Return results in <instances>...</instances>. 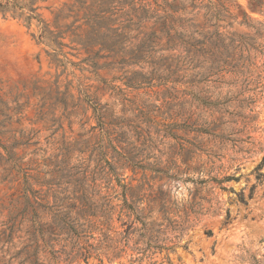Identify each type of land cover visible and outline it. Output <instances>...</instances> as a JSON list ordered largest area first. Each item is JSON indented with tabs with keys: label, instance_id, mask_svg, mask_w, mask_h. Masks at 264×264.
<instances>
[{
	"label": "rangeland",
	"instance_id": "obj_1",
	"mask_svg": "<svg viewBox=\"0 0 264 264\" xmlns=\"http://www.w3.org/2000/svg\"><path fill=\"white\" fill-rule=\"evenodd\" d=\"M169 2L181 9L177 16L182 20L177 24L182 35L172 42L165 35L160 41L151 38L153 23L139 10L151 0L41 1L42 22L0 14V264L9 246L5 224L25 207V196L46 193L54 201L95 184L103 194L108 183L120 193L118 180H136L132 184L137 186L145 178L166 179L159 171L175 174L174 168L187 161L182 148L196 143L198 130L223 117L248 115L250 109L257 116L248 130L251 153L230 163L229 150L223 162L241 180L227 185L235 193L217 191L223 211L231 210L229 225H223L221 214L206 216L180 240L167 243L174 246L170 251L141 261L130 251L118 260L101 256L79 264H264V183L254 172L264 158V72L261 83L241 96V84L181 79L182 44L194 24L205 23L206 10L194 9L200 0ZM208 3L232 6L239 21L245 12L250 25H264L253 0H204ZM98 15L105 19L94 21ZM219 25L225 34L255 33L228 17ZM45 27L53 36L40 40ZM258 42L264 43V37ZM252 96L255 104H240ZM199 97L217 103L220 111ZM223 128L230 133L227 125ZM191 188L176 180L163 183L164 193L178 202L189 199ZM241 192L248 205L238 202ZM18 236H13L17 247L10 254L19 249Z\"/></svg>",
	"mask_w": 264,
	"mask_h": 264
},
{
	"label": "trees",
	"instance_id": "obj_2",
	"mask_svg": "<svg viewBox=\"0 0 264 264\" xmlns=\"http://www.w3.org/2000/svg\"><path fill=\"white\" fill-rule=\"evenodd\" d=\"M24 1L0 0V14L11 15L27 23L33 20L42 22L37 5L46 0ZM162 1L151 0L139 10L146 21L153 23L150 36L154 41H160L165 35L172 42L181 34L177 28L182 21L177 16L181 9L169 0ZM253 2L256 3L255 9L264 14L262 0ZM193 7L206 10L205 23L202 26L194 24L195 30L182 44L185 55L179 63L185 72L181 79L212 86L241 84L244 88L239 95L250 93V86L259 85L264 72V43L258 42L264 37V25L260 23L261 28L250 25L251 19L245 12L242 13V21H239V16L232 13V6L225 4H204V0H200V5ZM227 17L240 26L253 29L254 35H238L230 31L221 33L219 29L224 26L219 23ZM93 18L99 21L105 16ZM52 34L45 27L40 40ZM58 46L63 44L58 43ZM199 100L202 103L206 101L214 111H220L216 110L217 103L207 102L201 97ZM255 102V96H252L240 104L250 106ZM256 121L257 116L250 109L248 115L233 114L228 121L223 117L201 128L196 143L190 149L182 148V156L186 155L187 161L174 168L175 174L169 176V170L159 171L166 174V179L145 178L138 181L137 186L132 184L136 180L131 183L118 180L120 193L108 183L105 186L107 192L103 194L101 186L95 184L87 187L93 192L83 190L80 194L55 196L54 201L46 193H35L31 199L25 196V207L5 224L4 235L9 246L2 264H79L101 256L114 261L130 251L139 256L137 261H141L151 253L172 250L174 246L166 244L180 240L203 217L221 214L224 216L223 225H229L231 210L223 211L217 191L235 193L227 185L239 182L242 176L230 174L231 167H226L223 162L229 150L233 153L230 163L236 162L238 155L251 153L252 149L248 146L254 143L248 130ZM224 125L228 126L229 134H225ZM254 172L257 182L263 184L264 158ZM166 180L191 183L193 188L189 189V199L178 202L169 198L163 191ZM256 188L251 189L249 199H253ZM236 195L240 204L248 205L244 192ZM18 233L19 249L10 254L11 249L17 247L13 244V236Z\"/></svg>",
	"mask_w": 264,
	"mask_h": 264
}]
</instances>
